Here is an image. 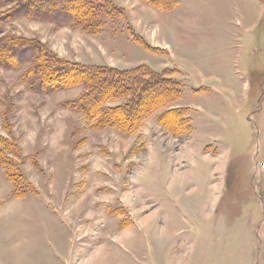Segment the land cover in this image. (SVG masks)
<instances>
[{"label":"rangeland","instance_id":"374dc122","mask_svg":"<svg viewBox=\"0 0 264 264\" xmlns=\"http://www.w3.org/2000/svg\"><path fill=\"white\" fill-rule=\"evenodd\" d=\"M114 1L131 20L94 0L103 31L90 35L0 0V155L17 179L0 163V264H264V0H179L163 16ZM11 40L82 65L147 66L182 95H156L128 134L96 125L74 107L82 85L38 91L33 58L9 65ZM177 108L188 134L168 125Z\"/></svg>","mask_w":264,"mask_h":264},{"label":"trees","instance_id":"16d2710c","mask_svg":"<svg viewBox=\"0 0 264 264\" xmlns=\"http://www.w3.org/2000/svg\"><path fill=\"white\" fill-rule=\"evenodd\" d=\"M94 0H25L18 6L15 14L18 16L32 15L42 20H51L59 25L81 24V27L95 32L101 26L98 9L93 5ZM109 1V0H108ZM163 9H170L179 3V0H151ZM163 2V4H162ZM5 58L9 65L19 66L23 59L33 58L36 62L29 80L37 85L38 91H44L51 85L59 87L80 84L84 93L73 103L79 111L85 113L86 118L93 124L106 126H125L123 133L128 134L137 128L150 115L156 104V95L171 99L170 103L178 100L182 95L180 84L172 78L164 76L147 66H139L131 70L82 65L54 56L48 49L37 42H31L24 48L18 49L13 40L4 42ZM7 49V50H6ZM33 60V61H34ZM122 99L120 105L109 106L108 102ZM188 110L184 108L170 109L166 114L173 129L182 128L188 134L191 122L187 117ZM178 134V133H177ZM183 135V134H182ZM3 147H0L2 154ZM0 163L9 172V179L15 183V175L10 171L11 164L8 158L0 155Z\"/></svg>","mask_w":264,"mask_h":264},{"label":"crops","instance_id":"0c3cea01","mask_svg":"<svg viewBox=\"0 0 264 264\" xmlns=\"http://www.w3.org/2000/svg\"><path fill=\"white\" fill-rule=\"evenodd\" d=\"M113 2H115L114 0H112ZM141 3H143V4H145V5H147V6H149V7H151L152 9H154V10H156V12H159L162 16H163V14H162V12H171V11H173V10H175V9H177L179 6H180V1H179V3L176 5V6H174V7H172V8H170V9H163V8H161L160 6H158V5H156L155 3H153V2H151V0H139ZM115 5H117L118 7H120L121 9H123L124 11H125V13H126V15H127V17L131 20V14L129 13V11L127 10V8H124V6H122V5H119L118 3H114ZM162 4H163V2H162ZM68 25V24H67ZM71 26V25H70ZM102 24H101V26L98 28V30L97 31H95V33H90V31L88 30V29H85V28H83V27H79L78 29H80V31L82 30V32L84 31V30H88V33L90 34V35H92V34H99V33H101L103 30H102ZM141 40V39H140ZM142 41V43L141 42H139L138 40H137V42H135V45L138 47V46H140V47H142L143 49H145L146 51H148V52H150V53H155V50L157 51V53H162V52H165V49H161V50H158V47H155V46H153V45H151L148 41H147V39H142L141 40ZM147 43V44H146ZM164 50V51H163ZM79 63V62H78ZM84 64V63H83ZM87 65V64H86ZM89 65V64H88ZM94 66H97V65H94ZM121 70H128V69H121ZM185 105V104H184ZM186 106H188V105H185L184 107H186Z\"/></svg>","mask_w":264,"mask_h":264}]
</instances>
